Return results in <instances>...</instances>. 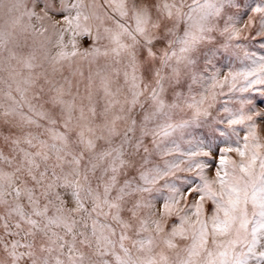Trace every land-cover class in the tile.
Listing matches in <instances>:
<instances>
[{"label":"snow or ice","instance_id":"1","mask_svg":"<svg viewBox=\"0 0 264 264\" xmlns=\"http://www.w3.org/2000/svg\"><path fill=\"white\" fill-rule=\"evenodd\" d=\"M104 4L0 0V264H264V0Z\"/></svg>","mask_w":264,"mask_h":264},{"label":"rangeland","instance_id":"2","mask_svg":"<svg viewBox=\"0 0 264 264\" xmlns=\"http://www.w3.org/2000/svg\"><path fill=\"white\" fill-rule=\"evenodd\" d=\"M86 2H89V0H86ZM98 3H100L101 5H104V7L106 8L107 5L104 4V0H97ZM248 2H253V0H248ZM255 2H259V0H255ZM3 23V19L0 18V24ZM247 44V46L249 47L250 51H254V52H257L258 55H264V49H261L259 44L258 43H248V42H245ZM217 67L220 68L222 74L223 73H226L227 72V67H228V62L225 61L223 64L221 65H218ZM235 67L239 68L240 65L239 63H236L235 64ZM85 71H87V65H85ZM259 87V86H257ZM246 95H249V94H246ZM250 95H253V96H256L257 99H259V93H250ZM234 108L235 107H239V105H232ZM243 131H241V137L243 136ZM261 136L262 138H264V132L261 133ZM229 155H232L234 157V154H229Z\"/></svg>","mask_w":264,"mask_h":264}]
</instances>
